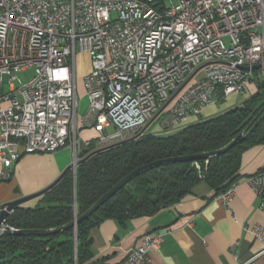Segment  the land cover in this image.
I'll use <instances>...</instances> for the list:
<instances>
[{"label":"built area","instance_id":"2783aa9c","mask_svg":"<svg viewBox=\"0 0 264 264\" xmlns=\"http://www.w3.org/2000/svg\"><path fill=\"white\" fill-rule=\"evenodd\" d=\"M154 2L0 0V181L23 154L70 148L76 165L93 142L98 148L142 135L163 106L157 134L245 94L252 81L264 82V0ZM78 53L92 62L83 113ZM30 67L34 76L21 81L18 74ZM85 129L94 138L84 139ZM246 181L264 208V167ZM238 185L218 197L228 204ZM252 232L264 241L262 227ZM164 234H145L123 261L110 264H145ZM263 252L239 264H256Z\"/></svg>","mask_w":264,"mask_h":264},{"label":"trees","instance_id":"16d2710c","mask_svg":"<svg viewBox=\"0 0 264 264\" xmlns=\"http://www.w3.org/2000/svg\"><path fill=\"white\" fill-rule=\"evenodd\" d=\"M165 0L154 5L161 7ZM242 105L186 125L169 133L147 129L133 140L95 153L70 170L35 206L16 207L5 224L22 229H49L74 220L135 168L150 161L218 149L240 133L264 106V82ZM264 143V111L246 134L228 151L210 159L173 162L149 168L107 199L76 227L47 235L0 236V264H83L92 256L90 229L104 219L123 221L148 216L179 202L200 181L218 195L241 177L242 153ZM92 144L81 157L95 149ZM6 180H9L6 179Z\"/></svg>","mask_w":264,"mask_h":264},{"label":"crops","instance_id":"0c3cea01","mask_svg":"<svg viewBox=\"0 0 264 264\" xmlns=\"http://www.w3.org/2000/svg\"><path fill=\"white\" fill-rule=\"evenodd\" d=\"M259 90V83L252 81L244 95L232 94L227 98L230 100L227 108L213 114V107L209 105L198 120L191 123L242 105ZM72 157L70 148L23 154L12 168L9 180H4L15 186L13 190L1 188L0 203L46 187L72 162ZM263 167L264 143L253 145L242 153L238 170L241 179L228 204L202 180L182 200L152 215L123 221L104 219L90 229L92 256L83 264L121 262L145 234L159 231L165 232L164 241L150 252L145 264H239L247 261L264 249V241L252 232L258 226L264 229V208L246 179ZM76 172L77 168L75 176ZM41 197L30 206L39 203ZM255 263L264 264V252Z\"/></svg>","mask_w":264,"mask_h":264},{"label":"water","instance_id":"95a60500","mask_svg":"<svg viewBox=\"0 0 264 264\" xmlns=\"http://www.w3.org/2000/svg\"><path fill=\"white\" fill-rule=\"evenodd\" d=\"M260 67V64L254 65L252 68L257 69ZM244 69H249V66H243ZM162 108L148 121V123L143 128L142 132L144 133L149 125L156 119V117L160 114L162 111ZM264 111V106L261 108V110L256 114V116L251 120V122L240 132L238 133L231 141H229L224 146L208 151V152H202V153H195V154H186V155H176V156H170L165 158L156 159L153 161H150L148 163H145L131 172H129L127 175H125L122 179H120L115 185H113L107 192H105L101 197H99L89 208H87L83 213L80 215H77L74 220L70 221L67 224L49 228V229H34V228H22L18 229L9 225L5 224V220L8 217V215L18 206L24 205V203L28 200L41 197L44 193H46L48 190L53 188L71 169L76 171L77 165L81 162L88 159L90 156L94 155L97 152H100L102 150H105L109 147L115 146L117 144L126 142L128 140L136 139L137 136H132L129 138H126L124 140H120L102 147L95 148L88 152L85 156L81 157L76 165L73 163L69 164L61 173L60 175L52 181L50 184H48L46 187L42 188L39 191H36L34 193L26 194L20 197H17L15 199H12L10 201L4 202L0 205V236L1 235H7V234H32V235H47L54 232H59L61 230L76 227V225L81 222L83 219L89 217L93 212H95L107 199H109L112 195H114L120 188L125 186L129 181H131L134 177L142 173L143 171L162 165L165 163H173V162H185V161H196L199 159H210L216 155L225 153L228 151L231 147H233L250 129L251 125L258 119V117L261 115V113Z\"/></svg>","mask_w":264,"mask_h":264},{"label":"rangeland","instance_id":"374dc122","mask_svg":"<svg viewBox=\"0 0 264 264\" xmlns=\"http://www.w3.org/2000/svg\"><path fill=\"white\" fill-rule=\"evenodd\" d=\"M177 1V0H174ZM76 62H77V86H78V93L81 97V113H83L87 106H88V97L86 96V87H85V81H84V77L85 75L90 72L91 68H92V62H91V56H89V54L86 53H78L76 56ZM19 78L21 79V81H27L29 79H31L34 76V69L33 67H30L29 69L22 71L18 74ZM4 84H5V89L6 92H9L10 90V86L11 83L8 80V76L4 77ZM19 84V81H15V85L17 86ZM244 95V94H241ZM230 100L229 99H225L221 102L215 103V104H211L209 107H213V109H211V112L213 114H215L216 112H218L219 110H222L224 108H227L226 105L229 104ZM205 114V113H204ZM159 124H158V120H155L154 122H152L148 129L151 131H157L159 130ZM84 139H90V138H94L93 137V133L87 129L83 130L82 133ZM93 144H95L93 142ZM83 151H81L82 153ZM73 160V158H72ZM72 163V162H71ZM70 163V164H71ZM12 182L10 181H0V191L2 187H7L10 190H13L15 184H11ZM37 198L28 200L24 203L25 206L27 205H32L34 204ZM2 203H0L1 205Z\"/></svg>","mask_w":264,"mask_h":264}]
</instances>
